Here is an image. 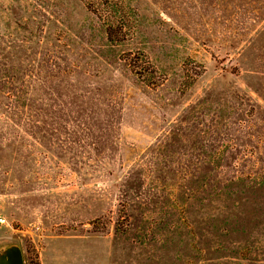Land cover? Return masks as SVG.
Instances as JSON below:
<instances>
[{
  "label": "rangeland",
  "instance_id": "obj_1",
  "mask_svg": "<svg viewBox=\"0 0 264 264\" xmlns=\"http://www.w3.org/2000/svg\"><path fill=\"white\" fill-rule=\"evenodd\" d=\"M0 215L24 264H264V0H0Z\"/></svg>",
  "mask_w": 264,
  "mask_h": 264
},
{
  "label": "water",
  "instance_id": "obj_2",
  "mask_svg": "<svg viewBox=\"0 0 264 264\" xmlns=\"http://www.w3.org/2000/svg\"><path fill=\"white\" fill-rule=\"evenodd\" d=\"M0 264H24L21 248L18 245L1 247Z\"/></svg>",
  "mask_w": 264,
  "mask_h": 264
},
{
  "label": "built area",
  "instance_id": "obj_3",
  "mask_svg": "<svg viewBox=\"0 0 264 264\" xmlns=\"http://www.w3.org/2000/svg\"><path fill=\"white\" fill-rule=\"evenodd\" d=\"M4 223H5V219H4V217H2V216L0 215V227L3 226Z\"/></svg>",
  "mask_w": 264,
  "mask_h": 264
}]
</instances>
